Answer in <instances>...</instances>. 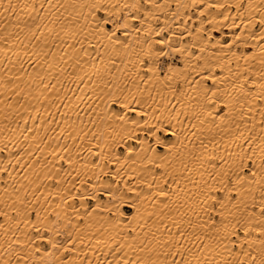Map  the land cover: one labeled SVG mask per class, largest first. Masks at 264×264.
Instances as JSON below:
<instances>
[{"label":"snow or ice","instance_id":"6c2138e0","mask_svg":"<svg viewBox=\"0 0 264 264\" xmlns=\"http://www.w3.org/2000/svg\"><path fill=\"white\" fill-rule=\"evenodd\" d=\"M18 8L20 15H17ZM108 8L101 3L75 0H20L19 4L0 0V16L5 17L0 22V51L6 61L3 71L8 78L7 84L15 86L10 89L11 96L17 97L16 105L11 103V96L7 97L9 108L19 107L24 112L36 113L19 117L24 125L33 121L23 128L24 140L30 138L26 133H32V139L40 131L53 134L42 136L35 147L36 152L43 151L41 144L51 148V170L46 176L37 174L35 180L29 181L25 174L16 180L7 166L0 167V174H3L0 175V192L8 196V200H0V230L5 238L0 246L3 248L0 262L29 264V257L19 253H27L36 240L41 242L35 247L37 254L51 255L49 249L58 251L63 246L45 235L49 230L41 215L42 212L46 215L41 199L44 198L43 180H55V185L59 186L61 173L71 176L72 148H76L77 157L83 150L75 144L70 146L67 141L91 135L99 142L111 139L117 144L128 139L139 141L140 136L134 135L138 132L144 134L146 142V147L144 143L138 145L144 153L142 159H136L137 149L131 146L124 154L125 162L131 160L133 165L140 164L141 175L129 178L137 181L135 186L123 180L124 188L117 187L114 192L112 185L124 169L115 173L101 171V175L112 176L104 191L112 205L108 209L109 218L116 220V236L110 238L115 247L108 253L113 260L108 264H194L189 255L194 249L201 254L195 264H212L203 254L210 250L207 241L213 239L212 233L219 237L221 228L225 233L219 237L221 243L226 240L235 246L242 232L245 242L259 240L264 252V182L257 179L258 175H264V78L255 104L249 101L240 104L238 120L231 116L237 109L216 87L205 89L203 104L198 102L200 110L191 113L185 110L182 87L174 90L173 99L167 103L161 102L163 98L157 101L149 89H141L139 85L136 91L149 94L147 98L137 96L128 83L122 88L115 83L117 72L121 70L111 53L125 47L117 32L123 31L126 36L128 25L116 21L108 14ZM100 11L104 12L103 16L98 15ZM10 54L17 59H8ZM144 66L148 72L153 71L147 62ZM14 68L18 72L11 77L9 73ZM25 78L28 92L19 88ZM101 106L110 112V119L124 126L128 133L121 135L120 141L92 130ZM81 111L87 122L81 117ZM256 116H259L258 122ZM225 120L230 123L225 125ZM75 124L80 125L78 130L73 128ZM89 124L92 129H88ZM51 141H56L55 146ZM21 151L29 156L33 154L31 148ZM88 151L96 157L91 161L92 166L101 169L107 167L106 163H100L103 157L116 152L114 148H109L107 153L104 150L92 153L91 148ZM5 152L8 157L15 156L19 164L20 151L10 152L5 143L0 146V155ZM44 159L47 161L48 157ZM39 160L37 157L33 163L39 164ZM111 162L120 163V157L116 156ZM21 167L26 172L32 164ZM132 171L135 173L134 168ZM10 180L14 185L12 194L8 191ZM254 185L258 186L256 192ZM97 191V186L93 185L92 198ZM117 192L121 193L119 197ZM246 197H251V202ZM236 213L247 219L238 218ZM49 223L56 224V220ZM22 228L27 244L17 236ZM117 237L126 242L119 243ZM240 247L251 245L241 243ZM10 252L17 255L9 258ZM241 254L247 255L251 264H256L251 252ZM65 260L59 264H65ZM237 264L244 262L238 260Z\"/></svg>","mask_w":264,"mask_h":264},{"label":"bare ground","instance_id":"6f19581e","mask_svg":"<svg viewBox=\"0 0 264 264\" xmlns=\"http://www.w3.org/2000/svg\"><path fill=\"white\" fill-rule=\"evenodd\" d=\"M75 2L108 5V14L119 23L128 25L126 36L123 31L117 32L121 41L125 42V47L111 53L117 59L118 68L121 70L117 72L118 79L115 81L119 87L122 88L128 83L133 94L147 98L148 91H136V85H139L141 89H149L157 101L163 98L162 103L172 100L174 90L182 87L185 110L189 113L200 110L199 104L204 102L206 88L216 87L237 109L231 113L234 120L239 119L240 104L249 101L254 105L260 96L261 81L264 78V0H75ZM13 3L19 4L20 0H13ZM20 14L18 8L17 15ZM98 15L103 16L104 12L100 11ZM4 20L5 17L0 16V22ZM108 27L111 29L112 26ZM8 59L17 58L10 54ZM144 62L153 69L152 72H148ZM5 63L4 53L0 51V85H6L0 87V93H3L0 97V100H3V103H0V146L7 143L10 152L20 151L21 156L18 164L15 156L8 157V152H5L0 155V167L7 166V171L16 180H20L21 176L26 174L29 181H32L36 179L37 174L44 177L51 170L49 163L52 160L49 156L51 148L41 144L43 151L36 152L35 147L42 136L53 134L40 131L36 133L35 139H32V133H26L25 135L30 138L23 139L21 135L23 128L32 125L33 121L29 120V125H24L19 117L35 116L36 113L24 112V109L19 107L9 108L7 97L11 96L10 89L15 86L7 84L8 78L3 71ZM17 72L18 69L14 68L9 76L14 77ZM133 81L135 84H132ZM26 82L27 78L19 83V88L24 92L29 91ZM249 89H252L250 93ZM16 101L17 97L11 96L13 105H16ZM175 102L173 100V103ZM83 108L84 105L81 104V109ZM81 117L87 122L83 111ZM97 117L95 129H92L90 124L88 129L102 132L105 137L112 136L116 141H120L121 135H128L124 131V126L111 120L110 112L102 106ZM148 120H151V116ZM256 121H259V116H256ZM224 123L227 125L230 122L225 120ZM79 127V124L73 125L77 130ZM127 127L130 129L131 125ZM256 131L259 132V129ZM134 135H139L140 140L128 139L114 144L111 139L99 142L89 135L87 138L67 141L70 146L75 144L83 150L77 157L76 148H72L70 155L73 163L69 169L71 176L61 173L58 177L61 181L59 186L55 185V180H43L44 198L41 199L46 210V215L44 212L41 215L45 217L44 225H47L49 230L45 235L49 240L58 241L63 246L58 251L49 249L51 255L43 252L37 254L35 247L41 242L33 241L27 253H19L21 256L29 257V264H59V261L65 260L66 257L68 259L65 260V264H88L89 261L91 264H108L113 260V256L108 253L110 248L115 247L114 243H110V238L116 236V220L109 218L108 209L112 208V205L109 204V197L104 191L112 181V176L101 175V171L115 173L121 168L124 169L121 176L116 177V183L112 185L114 192L117 187L124 188L123 180H129L133 175L136 177L141 175L139 163L133 165L131 160L124 161V154L127 153L129 146L137 149L134 155L138 161L144 155L138 147L141 143L146 147L144 134L138 132ZM55 143L56 141H51L52 146H55ZM29 148L33 153L31 156L21 151ZM89 148L92 153L100 150L107 153L109 148H114L116 152L115 155L103 157L100 163H106L107 167L94 168L91 161L96 157L88 151ZM116 156L120 157V163L111 162ZM37 157H40L39 164L33 163ZM44 157H48V160L46 161ZM257 158L259 161V154ZM8 160H11L10 165ZM26 164H32V167L25 172L21 165ZM65 168H68L67 164ZM133 168L135 173L132 171ZM52 175L55 177V172ZM72 177L77 178L73 180ZM257 179L264 182V175H258ZM85 180L88 181L87 184L83 183ZM129 183L135 186L137 181L129 180ZM93 185L98 188L95 198L90 195ZM13 186L10 180L9 194H12ZM257 190L258 186L254 185L253 191ZM120 194L117 192V197ZM246 199L251 202V197ZM0 200H8V196L0 192ZM236 215L238 218L247 219L241 217L240 213ZM52 220H56V224H50L49 221ZM256 220H259L258 216ZM23 231L22 228L17 236H20L22 243L27 244V239L22 235ZM224 235L221 228L219 237ZM212 236L213 239L207 241L210 250L203 254L212 264H237L238 260L244 264H251L250 258L242 255V252H251L256 257V264L264 261V252L261 250L259 240L245 242L241 232L238 243L234 246L228 244L226 240L221 243L215 232ZM117 240L121 244L126 242L120 237H117ZM4 242L5 238H2L0 230V246ZM241 243L250 244L251 247L242 249ZM2 252L3 248L0 247V253ZM8 255L9 258H13L17 253L10 252ZM189 255L195 264V259L201 254L194 249Z\"/></svg>","mask_w":264,"mask_h":264},{"label":"rangeland","instance_id":"374dc122","mask_svg":"<svg viewBox=\"0 0 264 264\" xmlns=\"http://www.w3.org/2000/svg\"><path fill=\"white\" fill-rule=\"evenodd\" d=\"M90 205H92V203H90Z\"/></svg>","mask_w":264,"mask_h":264}]
</instances>
